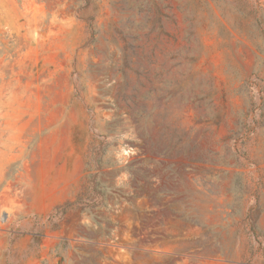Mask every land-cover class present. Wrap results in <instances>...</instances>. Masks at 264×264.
<instances>
[{
	"label": "rangeland",
	"instance_id": "obj_1",
	"mask_svg": "<svg viewBox=\"0 0 264 264\" xmlns=\"http://www.w3.org/2000/svg\"><path fill=\"white\" fill-rule=\"evenodd\" d=\"M0 264H264V0H0Z\"/></svg>",
	"mask_w": 264,
	"mask_h": 264
}]
</instances>
